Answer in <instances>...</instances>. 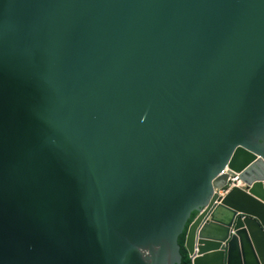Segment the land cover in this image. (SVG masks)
<instances>
[{
	"label": "water",
	"instance_id": "95a60500",
	"mask_svg": "<svg viewBox=\"0 0 264 264\" xmlns=\"http://www.w3.org/2000/svg\"><path fill=\"white\" fill-rule=\"evenodd\" d=\"M183 231L264 264V0H0V264H179Z\"/></svg>",
	"mask_w": 264,
	"mask_h": 264
},
{
	"label": "clouds",
	"instance_id": "9594fccd",
	"mask_svg": "<svg viewBox=\"0 0 264 264\" xmlns=\"http://www.w3.org/2000/svg\"><path fill=\"white\" fill-rule=\"evenodd\" d=\"M222 174H227L226 181H225L223 186L213 188L214 194H217L219 197H222L229 190H231L233 187L239 188V189H244L245 185L242 183L241 179L239 178V173L234 172V171L230 170L227 166H225L215 177L220 176ZM183 232H184V237H185V231H183ZM179 236H181V234ZM179 236H178V238H179ZM183 242H184V238H183ZM177 244H178V239H177ZM182 248L184 251L183 244H182ZM184 253H185V251H184ZM179 254H180V246H179ZM185 255L188 258L186 253H185ZM180 258H181V255H180ZM188 260H189V258H188ZM180 263H181V260H180ZM190 264H191V261H190Z\"/></svg>",
	"mask_w": 264,
	"mask_h": 264
},
{
	"label": "trees",
	"instance_id": "16d2710c",
	"mask_svg": "<svg viewBox=\"0 0 264 264\" xmlns=\"http://www.w3.org/2000/svg\"><path fill=\"white\" fill-rule=\"evenodd\" d=\"M183 238H184V232H182L181 236H179V238H178V245L180 246V255H181V263L180 264H190V261L186 257V255L183 251V248H182Z\"/></svg>",
	"mask_w": 264,
	"mask_h": 264
}]
</instances>
